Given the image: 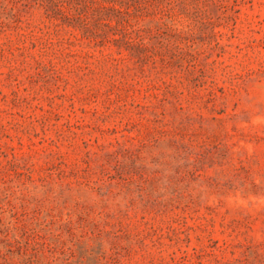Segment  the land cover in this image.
<instances>
[{
  "label": "rangeland",
  "instance_id": "rangeland-1",
  "mask_svg": "<svg viewBox=\"0 0 264 264\" xmlns=\"http://www.w3.org/2000/svg\"><path fill=\"white\" fill-rule=\"evenodd\" d=\"M0 264H264V0H0Z\"/></svg>",
  "mask_w": 264,
  "mask_h": 264
}]
</instances>
